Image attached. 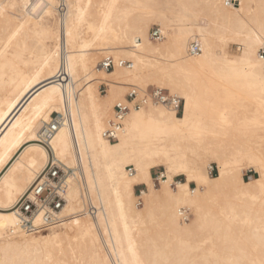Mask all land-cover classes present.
<instances>
[{
    "label": "bare ground",
    "instance_id": "6f19581e",
    "mask_svg": "<svg viewBox=\"0 0 264 264\" xmlns=\"http://www.w3.org/2000/svg\"><path fill=\"white\" fill-rule=\"evenodd\" d=\"M225 1L0 0V264H264V0ZM151 86L182 115L149 105L105 139L116 101ZM51 157L67 202L27 232L11 209Z\"/></svg>",
    "mask_w": 264,
    "mask_h": 264
},
{
    "label": "built area",
    "instance_id": "2783aa9c",
    "mask_svg": "<svg viewBox=\"0 0 264 264\" xmlns=\"http://www.w3.org/2000/svg\"><path fill=\"white\" fill-rule=\"evenodd\" d=\"M227 6L239 4V0H226ZM150 36L154 42L162 41L164 35L159 27H154L150 31ZM193 54L201 52L199 44H192L190 48ZM261 58H264V47L259 51ZM117 65L132 67L131 62L119 63L111 56L104 59L101 68L110 71ZM149 105L166 107L180 114L183 110V101L170 94L169 91L159 87L142 89L134 87L123 100L118 101L113 109V117L109 120L103 136L110 142H116L124 129V120L132 111H139ZM59 121H53L47 125L42 133V144L49 148L48 142L52 139L60 127ZM132 175L133 167L127 168ZM215 169L211 171L212 175ZM67 172L63 167L55 162L51 157L45 169L37 176L29 189L12 207V211L20 220V227L27 232H48L60 221L59 217L66 205V195L68 190ZM158 175H156V178ZM140 186H137L138 189ZM181 218L186 221L189 212L182 210Z\"/></svg>",
    "mask_w": 264,
    "mask_h": 264
},
{
    "label": "rangeland",
    "instance_id": "374dc122",
    "mask_svg": "<svg viewBox=\"0 0 264 264\" xmlns=\"http://www.w3.org/2000/svg\"><path fill=\"white\" fill-rule=\"evenodd\" d=\"M1 3V2H0ZM137 12V14L136 15H138V14H140V12L139 11H136ZM136 12H134V15H135V13ZM154 27H159L160 28V26H158V25H156V24H152V26H151V29H150V31L154 28ZM165 36V39H163L164 41H162L161 43H163V42H166L167 41V39H168V37H167V35H164ZM151 40H152V38H151ZM153 41V40H152ZM154 42V41H153ZM159 44V42H154V45H158ZM200 45V44H199ZM237 48H239V46L238 45H232V50H234V52H238V49ZM152 87H159V86H151V87H149V88H152ZM132 89V88H131ZM131 89H128V91L126 92V95L131 91ZM144 89V88H143ZM167 90V89H166ZM168 91V90H167ZM100 92H101V94L104 96V95H107V88L104 86V85H102V86H100ZM118 102V100L116 101V103ZM115 103V104H116ZM182 115V112L179 114V116H181ZM113 117V111H112V113H111V118ZM213 163V162H212ZM213 165V168L215 169L214 170V172H213V175H212V177H215V176H217L218 175V170H217V166H216V164H212ZM165 172V168L164 167H157L156 169H154L153 170V176L156 178V175H161L162 173H164ZM253 177H258V174L257 173H255L253 170H245V175H244V178H245V180H250L251 178H253ZM185 178L184 177H177V178H175V180L176 181H183ZM155 184L157 185V186H159V182L158 181H156L155 180ZM191 187L192 188H196V185L194 184V183H192L191 184ZM144 188V186H140L138 189H136L137 190V192L138 193H140V191L142 190ZM142 201V200H141ZM141 208H143V205H141L140 206ZM45 233H47V232H44V234Z\"/></svg>",
    "mask_w": 264,
    "mask_h": 264
}]
</instances>
